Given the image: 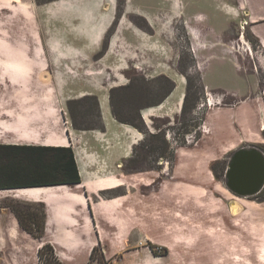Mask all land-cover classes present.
I'll return each mask as SVG.
<instances>
[{"label": "rangeland", "instance_id": "374dc122", "mask_svg": "<svg viewBox=\"0 0 264 264\" xmlns=\"http://www.w3.org/2000/svg\"><path fill=\"white\" fill-rule=\"evenodd\" d=\"M179 1L0 0V55L18 63L13 78L28 77V88L35 92L55 87L65 94V116L74 130L73 121L80 128L99 122L96 108L85 98L94 96L87 95L92 90L107 87L109 106L112 99L121 117L135 121L139 111L158 107L146 106L175 84L164 105L168 116L160 112L162 116L144 121L146 129L138 132L140 140L120 165L131 181L109 195L116 203L125 199L124 211L114 213L109 224H95L91 213L94 224L90 219L75 224L83 230L81 243L62 245L60 257L50 245L42 261L38 239L17 224H0V264H264V195L238 198L224 184L232 152L255 145L223 151L243 138L232 126L240 108L226 107L254 88L249 73L264 82V69L255 70L250 56V50L256 56L258 44L248 32L246 43L239 42L238 23L231 24L223 10L225 0ZM146 16L157 28L166 23L164 36L153 35ZM109 19L97 44L98 30ZM129 30L140 36L129 37ZM116 33L113 46L121 51L108 52ZM58 47L62 53L51 52ZM130 82L138 87L121 90ZM187 85L189 100L181 114L178 97L186 94ZM154 127L166 147H150L156 141L151 138ZM260 137L264 140V131ZM217 151L215 159L208 156ZM134 158L140 169L128 171ZM203 158L207 166L201 165Z\"/></svg>", "mask_w": 264, "mask_h": 264}, {"label": "crops", "instance_id": "0c3cea01", "mask_svg": "<svg viewBox=\"0 0 264 264\" xmlns=\"http://www.w3.org/2000/svg\"><path fill=\"white\" fill-rule=\"evenodd\" d=\"M113 1L108 0L109 3ZM176 2L180 1L176 0ZM222 7L231 24L238 23L237 34L242 38L239 39V42L246 43L243 36L245 32H248L258 44L256 56L253 58L251 50L250 56L255 70L264 69V0H225ZM163 14L164 12L161 15ZM111 19L98 30L100 39L97 44L104 31L108 29ZM145 21L154 29L153 35L155 33H162L161 36L165 35L161 28L163 25L166 26L164 21L158 28L154 25L151 17L146 16ZM126 31L124 30L122 33L125 34ZM129 31H131V36H129L131 38L140 36L132 30ZM229 31L227 28L226 33L228 34ZM189 35L194 36L192 33ZM117 36L116 33L110 38L108 52L121 51L113 46L114 38ZM198 39L196 37L197 41ZM59 50V47L52 48L51 52H61ZM245 52L248 53L249 49ZM68 57L59 56L61 59ZM17 65L18 63L13 60L12 56L0 55V147H71L80 176V184L75 186L17 187L20 183L30 181L34 175L44 179V171L48 169L49 165L44 162L29 161L17 150L7 149L2 150L3 154L0 156V200L7 198L24 203L43 204L45 230L43 237L38 242L42 245H53L56 255L60 257V252L65 253V251H61L62 245L81 243L83 230L82 228L77 229L75 224H85V221L87 223L89 219V224H94L91 223V213L95 224H102V220L106 221L105 224H109L114 213L124 211L127 203L125 199L116 203L117 198L109 193L125 186V183H130L131 177L123 173L120 165L129 157L133 146L137 144L140 137L134 128L120 124L112 117L107 87H103L99 92L92 90L87 93V95H94L98 99L104 131L74 130L65 116L67 102L65 94L57 92L55 87H53L54 91L35 92L32 91L33 89L29 90L28 77L13 78L12 72L16 70ZM245 74L248 75V73ZM249 74L253 78L255 77L254 88L252 87L251 92L245 97L239 98L238 95L234 97L236 102L226 107L240 108V118L238 117L232 126L243 137L239 144H229L226 149L223 148L226 153L237 149L241 144L264 145V140L260 137V133L264 131V82L260 81L258 74L254 72ZM20 79H22L21 83H19ZM19 84L23 86L19 88ZM10 86L13 87L10 88ZM22 89L26 91H19ZM171 96L172 93L158 107L143 111L141 113L143 121L146 122L147 118L168 116V112H166L168 110L164 108V105L171 99ZM183 96L180 93L178 106L182 104ZM160 112L162 115H158ZM205 126L209 129L208 135H211L212 129L206 120ZM212 154L214 155L211 159L220 155L217 151L208 154V156ZM204 158L202 166L206 165ZM211 161L209 160L208 163ZM206 181L208 180L206 179ZM208 182L210 185V181ZM0 224H17V228H20L14 215L4 209L0 210ZM122 224L126 223L123 221ZM233 258V260L238 259L237 256Z\"/></svg>", "mask_w": 264, "mask_h": 264}, {"label": "trees", "instance_id": "16d2710c", "mask_svg": "<svg viewBox=\"0 0 264 264\" xmlns=\"http://www.w3.org/2000/svg\"><path fill=\"white\" fill-rule=\"evenodd\" d=\"M144 83V80H143ZM170 87L168 91L164 93V95L160 98L158 102L155 104L146 106V107H154L160 105L162 102H164L170 94L175 89V84L170 83ZM135 87H138L135 82H130L127 86L123 87L121 90H129L133 89ZM190 91L188 85L186 89V94L183 97L182 107H181V114H184L186 111V105L188 103V92ZM113 90L110 92V99L112 98ZM86 100H89L92 102L94 107L97 110V117L99 122L94 125L93 127H77L74 124L76 130L80 131H87V130H97V131H104V126L101 121V115L99 110V103L98 99L95 96H87L85 97ZM70 102L68 103V106H70ZM69 108V107H68ZM145 108V107H144ZM110 109L112 117L116 120V122L128 125L134 129H136L138 132L142 133L146 129V125L141 117L140 111L136 115L135 121L127 120L120 116L119 112L116 111L114 108V105L112 104V99L110 101ZM70 110V109H69ZM141 110V109H140ZM156 130V133L151 134L152 144L150 147L152 148H158L160 149V145H164L165 147L166 142L162 138L163 135L161 134V131L159 128L154 127ZM161 141V142H158ZM143 144V143H142ZM140 144V146L142 145ZM158 145V146H157ZM163 146V147H164ZM258 148L262 151L264 154V145H259ZM17 150V152L20 155H24L23 157H27L29 161L32 162H44L45 164H48V169H45L44 171V179L39 178L37 175H34L30 181H27L25 183H20L17 187H52V186H75L80 184V176L78 173V169L76 166L74 153L71 147H58V148H24V147H0V156L3 154L1 153L2 150ZM25 152H24V151ZM28 152V153H26ZM22 157V158H23ZM21 158V159H22ZM131 167L128 168V171H138L140 168L139 166V160H132L131 161ZM264 195V189L259 193V195ZM34 206H37L38 208H32ZM1 208L8 209L16 218L19 227L26 232V234L30 235L34 239H41L44 235L45 230V211H44V205L43 204H31V203H24L19 202L11 199H7L3 201L0 205ZM40 209V212L39 210ZM38 210V212H37ZM151 250L154 249V246L149 245L148 246ZM51 246L50 244H44L37 252V257L39 261H42L43 254L46 250H50ZM95 248L92 250V253L90 254V259L92 257V254L94 252ZM52 252V251H51ZM166 250H164V253ZM60 264V263H59Z\"/></svg>", "mask_w": 264, "mask_h": 264}, {"label": "water", "instance_id": "95a60500", "mask_svg": "<svg viewBox=\"0 0 264 264\" xmlns=\"http://www.w3.org/2000/svg\"><path fill=\"white\" fill-rule=\"evenodd\" d=\"M227 190L238 198H250L264 189V154L256 146L232 152L224 174Z\"/></svg>", "mask_w": 264, "mask_h": 264}, {"label": "bare ground", "instance_id": "6f19581e", "mask_svg": "<svg viewBox=\"0 0 264 264\" xmlns=\"http://www.w3.org/2000/svg\"><path fill=\"white\" fill-rule=\"evenodd\" d=\"M212 100V99H211ZM213 103V102H212ZM205 132H207V130H205Z\"/></svg>", "mask_w": 264, "mask_h": 264}]
</instances>
